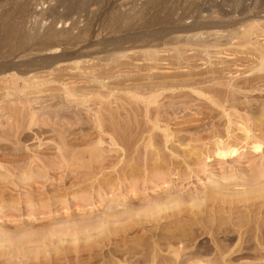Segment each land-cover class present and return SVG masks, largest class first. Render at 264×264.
I'll return each mask as SVG.
<instances>
[{
	"label": "rangeland",
	"instance_id": "374dc122",
	"mask_svg": "<svg viewBox=\"0 0 264 264\" xmlns=\"http://www.w3.org/2000/svg\"><path fill=\"white\" fill-rule=\"evenodd\" d=\"M262 45L264 0H0V116L8 122L0 120V264H264V185H257L264 184V144L254 151L234 139L227 144L240 141L239 153L219 157L208 134L244 133L247 121L264 142ZM234 75V84L254 92L232 96L215 88L217 79ZM32 78L52 88L205 78L211 84L197 88L202 96L184 89L181 98H167L169 92L159 97L158 104L173 99L181 112L177 119L165 112L168 119L159 118L155 133L142 112L139 123L128 118L131 100L95 98L91 107L100 108L105 123L99 129L92 123L94 111L56 90L40 103L56 98L54 110L63 121L49 119L44 109L37 116L41 121L29 128L27 97L10 101L6 88ZM140 81L136 86L148 84ZM223 109L235 115L228 118ZM114 122L123 124L122 132ZM6 126L10 133H3ZM148 126L155 134L151 145ZM179 129L201 137L164 140V133ZM210 155L211 161L205 159ZM253 186L256 191L246 194ZM240 195L257 198L236 203Z\"/></svg>",
	"mask_w": 264,
	"mask_h": 264
},
{
	"label": "bare ground",
	"instance_id": "6f19581e",
	"mask_svg": "<svg viewBox=\"0 0 264 264\" xmlns=\"http://www.w3.org/2000/svg\"><path fill=\"white\" fill-rule=\"evenodd\" d=\"M263 46V45H262ZM264 47V46H263ZM257 53V52H256ZM149 54V53H148ZM152 54V53H151ZM263 54V53H262ZM157 57V56H156ZM259 57V56H258ZM263 58H264V56H262V57H260L259 58V60H260V66H259V69H260V71L264 68L263 67V64L264 63H262L264 60H263ZM151 59V58H150ZM222 59V58H221ZM241 59V58H240ZM257 59V58H256ZM156 60V59H155ZM158 60V59H157ZM223 60V59H222ZM257 61V60H256ZM145 62V61H144ZM233 62V61H232ZM236 62V61H235ZM252 62V61H251ZM258 62V61H257ZM146 63V62H145ZM218 63V62H217ZM240 63V62H239ZM142 64V63H141ZM253 64V63H252ZM259 64V63H258ZM76 65V64H75ZM231 65V64H230ZM244 66V65H243ZM258 66V65H257ZM83 67V66H82ZM135 67V66H134ZM218 68V67H217ZM221 68V67H220ZM139 69H140V67H139ZM139 69L137 68V70L135 71V72H137L138 74L137 75H139V77H137V78H140V76L142 75V74H140V73H142V72H140L139 71ZM258 69V68H257ZM256 69V70H257ZM99 70V69H98ZM84 71H86V70H84ZM109 71V70H108ZM142 71V70H141ZM144 71V70H143ZM155 71V70H154ZM204 71V70H203ZM236 71V70H235ZM244 71H246V70H244ZM64 72V71H63ZM88 72V71H87ZM98 72V71H97ZM128 72V71H127ZM140 72V73H139ZM149 72V71H148ZM173 72V71H172ZM181 72V71H180ZM179 72V73H180ZM238 72V71H237ZM240 72V71H239ZM109 73V72H108ZM114 73V72H113ZM130 73H131V70H130ZM151 73H154V72H152L151 71ZM177 73V72H176ZM187 73V72H186ZM231 73H232V71H231ZM254 73V72H253ZM263 73V72H262ZM72 74V73H71ZM98 74V73H97ZM110 74V73H109ZM128 74V73H127ZM136 74V73H135ZM144 74H146V76H147V73L145 72ZM143 74V75H144ZM161 74V73H160ZM171 74V73H170ZM174 74V73H173ZM172 74V75H173ZM188 74V73H187ZM104 75V74H103ZM111 75H113V74H111ZM111 75H110V77H111ZM148 75H151V74H148ZM216 75V74H215ZM214 75V76H215ZM86 76V75H85ZM126 76V75H125ZM136 76V75H135ZM145 76V75H144ZM143 76V77H144ZM146 76H145V78H146ZM152 76V75H151ZM157 76V75H156ZM159 76V75H158ZM165 76H167V75H165ZM164 76V77H165ZM170 76V75H169ZM184 76H185V74H184ZM193 76V75H192ZM205 76V75H204ZM208 76H210V75H208ZM213 76V77H214ZM246 76H248V74L246 75ZM81 77V76H80ZM109 77V76H108ZM114 77V75L112 76V78ZM119 77V76H118ZM143 77H142V79H143ZM175 77H176V75H175ZM228 77V76H227ZM236 76L234 75V77L232 76H230L228 79L227 78H225V79H223V80H214L213 79V81H215V85H216V87H215V85H213L212 84V87H215V88H217V89H220V90H222V89H225V90H227L228 92H231L232 93V96H233V94L234 95H236V94H238V95H240V94H244V92L246 93V92H248V91H253L254 92V90L253 89H249L247 86L246 87H241V86H238L236 83L234 84L233 82L235 81V78ZM257 77V76H256ZM10 78H12V77H10ZM88 78V77H87ZM96 78H98V77H96ZM99 78H100V76H99ZM103 78V77H102ZM107 78V77H106ZM135 78V77H134ZM195 78V77H194ZM260 78V77H259ZM32 79H34V81H31V79H30V81H24V84H23V86H19V85H15L16 83H14L11 87H7L6 88V99H9L10 101H12L14 98H16V97H20L21 98V96H22V98H24V97H27L26 99H28V102H29V104H28V108H24V109H27L26 110V112H27V115L28 114H30L29 116H30V119H29V128H32L31 126L32 125H37L40 121H39V119H38V115H39V111H44V109L45 110H47V112L46 111H44L45 113V115H46V113L48 114V117H50L49 119H54V120H56L57 122L58 121H60V119H61V115L59 114L60 112H58L59 111V109H58V111H56V110H54L55 108V105H56V101H54V100H56V98L54 99V100H52L53 102H51V103H47V100L46 99H48V97L51 95L49 92L50 91H60L61 93H63V95L65 96V98L67 99V100H71L72 102H75V104H77V106H79L81 109L83 108L84 110L86 109V111L87 112H93L94 113V118H93V122L92 123H94V125L96 126V127H98L99 129L101 128H104V126H105V123L103 124V117L101 116V111L100 110H98V109H100V108H98V109H96L95 110V108H96V106L94 107V105H92V107L94 108H92L91 107V102H93V103H96L95 102V98H97V99H99L100 100V102H101V100H106V99H108L109 97L110 98H113L114 96L115 97H117V99H118V101H122V99L121 98H123V100L124 99H127L128 101H132L131 103L132 104H130L128 101H124V102H127L128 103V107L127 106H125L126 108H129V109H127L125 112L127 113L128 112V115L127 116H129L128 118L129 119H131L132 121H133V119L134 118H130L131 116L132 117H135V120H137V118H136V116H138V115H141L142 113H143V115H144V118L146 119V122H144V123H147L146 125H148V124H151L150 126H152V129H154L153 131H155V128H157V125H158V122L160 121L159 120V118L161 117V119H162V117H164V115H166V114H168V113H170L169 115L171 116H173V117H175L176 119H177V115L181 112H178V110H179V108H178V106L177 105H174V104H176V103H174V104H172V102H173V97L174 96H178V97H180V96H183L184 97V95L186 94H183V92H179V91H182V90H184V89H192V90H194L195 92L194 93H197L199 96H202L203 94H202V92H200V90H202V88H201V85L203 86L204 85V83H210V79L208 78V79H204V81H200L199 83H197V81H196V83H195V81L193 82H188L187 81V79H186V81L185 82H183V81H181V82H179V81H175V82H173V81H171V82H167V84L166 83H157V84H152L153 82H149L148 83V81H146L145 80V82L146 83H148V84H145L146 85V87H144V85L142 86L140 83H145L144 81H140V80H138V81H140L138 84H140L139 86H141L140 88H139V86L137 87L136 86V83L138 82H136L135 83V85H134V83L132 84V85H130V83H129V85L131 86H129V85H127V84H119V82H121V81H119L118 83H116V84H119V85H114L113 87L111 86V87H109V86H106L105 84H99V83H97V81L98 80H96V83L97 84H99V85H97L98 87H95V88H89L88 86H78V84H81V83H78L77 84V86H73V82L70 84V86L68 85V84H66V85H64V86H60L59 88H58V85H57V88H55L54 87V85H53V87L54 88H52V87H47L46 86V84L44 85V84H42V83H40V79H37V78H32ZM79 79V78H78ZM81 79H83V77L81 78ZM86 79V78H85ZM110 79V78H109ZM120 79V78H119ZM118 79V80H119ZM122 79V78H121ZM124 79V78H123ZM127 79V78H126ZM133 79V78H132ZM141 79V80H142ZM146 79H150L149 77L148 78H146ZM174 79V78H173ZM192 79V78H191ZM203 79V78H202ZM250 79V78H249ZM255 79V78H254ZM257 79V78H256ZM84 80V79H83ZM104 80V79H103ZM103 80L102 81H100V82H103ZM128 80V79H127ZM136 80V79H135ZM154 80V79H153ZM163 80V79H162ZM165 80V79H164ZM192 80H194V79H192ZM200 80V79H199ZM212 80V79H211ZM234 80V81H233ZM252 80V79H251ZM11 81V80H10ZM13 81V80H12ZM43 81V80H42ZM86 81V80H85ZM105 81V80H104ZM126 81V80H125ZM167 81V80H166ZM206 81V82H205ZM241 81V80H240ZM92 82V81H91ZM99 82V81H98ZM123 82H124V80H123ZM239 82V81H238ZM262 82V81H261ZM44 83V82H43ZM51 83V82H50ZM50 83H49V85H50ZM125 83V82H124ZM126 83H127V81H126ZM150 83H151V85H150ZM207 83L205 84V85H207ZM259 83V82H258ZM263 83V82H262ZM41 84V85H40ZM211 84V83H210ZM245 84V83H244ZM243 84V85H244ZM247 84V83H246ZM63 85V84H62ZM108 85H109V83H108ZM113 85V84H112ZM134 85V86H133ZM148 85V86H147ZM264 85V84H263ZM10 86V85H9ZM207 87H209V86H207ZM260 87V86H259ZM197 88H200V90H197ZM253 88V87H252ZM255 88V87H254ZM1 89V88H0ZM4 89V88H3ZM5 90V89H4ZM206 90H208V89H206ZM210 90H211V88H210ZM215 90V89H214ZM55 91V92H56ZM175 91H177V93H175ZM215 91H217V90H215ZM262 91V90H261ZM47 92H48V94H50L49 96L48 95H46L47 94ZM166 92H169V93H166ZM170 92H172V93H170ZM210 92V91H209ZM208 92V93H209ZM220 92V91H219ZM252 92V93H253ZM5 93V92H4ZM46 93V94H45ZM165 93H166V97L168 98V97H170V95L169 94H172L171 95V97L170 98H173L172 99V102L171 103H167L166 102V104H168L167 106H162V105H165V101H164V104H162L163 103V101H162V99L160 100V101H162V105H160V104H158L160 101L158 100V98L159 97H161V98H163V99H165L164 98V96H165ZM188 93V92H187ZM190 93V92H189ZM214 93V92H213ZM248 93H250V92H248ZM53 94V93H52ZM216 94V93H215ZM218 94V93H217ZM16 96V97H14L13 99H12V97L13 96ZM53 95H58V94H53ZM63 95L61 96V95H59L60 97H62V99H63ZM167 95H169V96H167ZM174 95V96H173ZM224 95V94H223ZM237 95V96H238ZM255 95V94H254ZM48 96V97H47ZM190 96V95H189ZM192 96V95H191ZM211 96V95H210ZM209 96V97H210ZM218 96V95H217ZM3 97H5L4 95H3ZM40 97H47L46 99H44L43 101H42V103H40L41 101V98ZM50 97H53L52 95L50 96ZM57 97V96H56ZM175 97V98H176ZM212 97H214V96H212ZM236 97V96H235ZM239 97V96H238ZM20 98H18L19 99V101H20ZM42 98V99H43ZM170 98H169V101H170ZM181 98V97H180ZM211 98V97H210ZM221 98V97H220ZM58 99V98H57ZM62 99H61V101H62ZM116 99V100H117ZM120 99V100H119ZM177 99V98H176ZM2 100V99H1ZM3 100H4V98H3ZM17 102H18V100L17 99H15ZM110 100V99H109ZM112 100V99H111ZM114 100L115 99H113V102H114ZM167 100V99H166ZM193 100V99H192ZM203 100V99H202ZM228 100V99H227ZM235 100V99H234ZM5 101V100H4ZM21 101H24V100H22L21 99ZM27 101V100H26ZM49 101V100H48ZM60 100L58 99V102H59ZM120 101V102H121ZM182 101V100H181ZM185 101V100H184ZM213 101V100H212ZM220 101H222V100H220ZM3 102V101H2ZM9 102V101H8ZM7 102V103H8ZM70 102V101H69ZM97 102H98V100H97ZM110 102H112V101H110ZM112 102V105L115 103H113ZM174 102H175V100H174ZM229 102V101H228ZM230 102H231V100H230ZM241 102V101H240ZM6 103V102H5ZM19 103V102H18ZM21 103V102H20ZM109 103V102H108ZM107 103V104H108ZM119 103V102H118ZM123 103V102H122ZM180 103V102H179ZM192 103V102H191ZM4 104V103H3ZM2 104V105H3ZM15 104V101H14V103H13V106H15L14 105ZM21 104H23V103H21ZM25 104H27V103H25ZM53 104H55V105H53ZM105 104V103H104ZM110 104V103H109ZM117 104V103H116ZM187 104V103H186ZM188 104H190V103H188ZM187 104V105H188ZM212 104V103H211ZM233 104V103H232ZM1 105V106H2ZM12 104L10 103V106H11ZM38 105H39V107H38ZM60 105V104H59ZM97 105V104H96ZM118 105V104H117ZM159 105V106H158ZM179 105V104H178ZM210 105V104H209ZM218 105V104H217ZM7 106V105H6ZM9 106V105H8ZM7 106V107H8ZM70 106V105H69ZM72 106V105H71ZM76 106V105H75ZM99 106V105H98ZM101 106V105H100ZM109 106V105H108ZM114 106H115V104H114ZM123 105H121V107H122ZM177 106V107H176ZM183 106V105H182ZM219 106V105H218ZM249 106V105H248ZM5 107V106H4ZM17 107V106H16ZM57 107V106H56ZM74 107V106H73ZM77 108L76 110H77V112L76 113H79L80 111H81V109L80 108ZM117 107V106H116ZM119 107V106H118ZM121 107H119V108H121ZM185 107H186V105H185ZM193 107V106H192ZM220 107V106H219ZM226 107V106H225ZM6 108V107H5ZM11 108V107H10ZM9 108V109H10ZM18 108H19V106H18ZM107 108V107H106ZM110 108V107H109ZM108 108V109H109ZM123 108H124V106H123ZM126 108H124V109H126ZM204 108V107H203ZM233 108V107H232ZM7 109V108H6ZM21 109V108H20ZM62 109H64V108H62ZM82 109V110H83ZM112 109H114V107L112 108ZM111 109V110H112ZM118 109V108H117ZM122 109V108H121ZM120 109V110H121ZM124 109L122 110V111H124ZM185 109V108H184ZM187 109V108H186ZM14 110H16V109H14ZM14 110H12V112L14 111ZM68 110H70V109H68ZM98 110V111H97ZM103 110V109H102ZM110 110V109H109ZM2 111V110H1ZM17 111V110H16ZM18 111H20V110H18ZM74 111H75V108H74ZM114 111V110H113ZM231 111V110H230ZM245 111V110H244ZM248 111V110H247ZM10 112V111H9ZM11 112V113H12ZM23 112H25V110L23 111ZM68 112V111H67ZM67 112H66V114H67ZM103 112V111H102ZM124 112V113H125ZM142 112V113H141ZM165 112H166V114H165ZM214 112V111H213ZM6 113V112H5ZM17 112H15V114H16ZM41 113V112H40ZM70 113L73 115V112H69V115H70ZM75 113V112H74ZM82 113V112H81ZM104 113V112H103ZM115 113H116V111H115ZM118 113V112H117ZM121 113V112H120ZM119 113V114H120ZM141 113V114H140ZM210 113V112H209ZM222 113H224L225 115L224 116H227L228 118H230V117H232V114L230 113V112H228V110H225V109H223L222 110ZM235 113V112H234ZM3 114V113H2ZM10 114V113H9ZM9 114H7V115H9ZM65 114V113H64ZM83 114V113H82ZM189 114V113H188ZM240 114V113H239ZM13 115V114H12ZM11 114H10V116H12ZM76 115V114H75ZM74 115V116H75ZM79 115V114H78ZM116 115V114H115ZM114 115V116H115ZM118 115V114H117ZM142 115V116H143ZM181 115V114H180ZM186 115V114H185ZM222 115V114H221ZM235 114H233V116H234ZM25 116H26V113H25ZM28 116V117H29ZM40 116V115H39ZM77 116V115H76ZM83 116V115H82ZM119 116V115H118ZM123 116H125V115H123ZM127 116H125V117H123V118H126ZM170 116H169V118H170ZM171 116V117H172ZM9 117V116H8ZM13 117V116H12ZM11 117V119L13 120V118H15V117H13L12 118ZM18 117V116H17ZM66 117V116H65ZM77 117H79V116H77ZM117 117V116H116ZM166 117H167V115H166ZM181 117V116H180ZM6 118V117H5ZM23 118V117H22ZM70 118H72L71 117V115H70ZM69 118V119H70ZM119 118H121V116L119 117ZM175 118H173V119H175ZM235 118H236V116H235ZM243 118H245V117H243ZM242 117H241V119H243ZM253 118V117H252ZM251 118V119H252ZM10 119V118H9ZM26 119V118H25ZM44 119V118H43ZM65 119V118H64ZM116 119V118H115ZM165 119V118H164ZM163 119V120H164ZM167 119H168V117H167ZM167 119H165L166 121H168ZM180 119V118H179ZM219 119V118H218ZM246 119H247V117H246ZM249 119V118H248ZM247 119V120H248ZM257 119V118H256ZM0 120L2 121V120H4L5 121V119H4V116H0ZM18 119H16L15 121H17ZM20 120V119H19ZM18 120V122H20ZM47 120V119H46ZM54 120H52V121H54ZM66 120V119H65ZM81 121L82 119L81 118H78L77 119V121ZM121 120H123V119H121ZM120 120V121H121ZM125 120V119H124ZM127 120V119H126ZM125 120V123L127 122ZM131 120H128V121H131ZM134 120V121H135ZM191 120V119H190ZM255 120V119H254ZM7 121H8V118H7ZM55 121V122H56ZM61 121H63V120H61ZM61 121L59 122V123H61ZM76 121V122H77ZM108 121V120H107ZM119 121V120H118ZM130 122L131 124H130V126L132 125V124H134L133 122ZM231 121V120H230ZM248 121H250V120H248ZM6 122V121H5ZM5 122L3 123V124H5ZM26 122V121H25ZM24 122V123H25ZM56 122V123H57ZM65 122V121H64ZM83 122V121H82ZM85 122V121H84ZM122 122V121H121ZM136 122H138L139 123V121L137 120ZM135 122V123H136ZM161 122V121H160ZM168 122H170V119H169V121ZM251 122V121H250ZM259 122V121H258ZM8 122H6V124H7ZM15 123V122H14ZM23 123V122H22ZM23 123V124H24ZM27 123V122H26ZM52 123V122H51ZM80 123V122H79ZM115 123V122H114ZM114 123H112V124H114ZM118 123V122H117ZM124 123V124H125ZM127 123H129V122H127ZM125 124V126L127 127V126H129V124ZM137 123V124H138ZM232 123V122H231ZM256 123H257V121H256ZM9 124H11L12 125V127L14 126V128H18V129H20L21 127H22V125H21V123H18L17 124V126H16V124H12V123H10L9 122ZM70 124V123H69ZM78 124V123H77ZM116 124V123H115ZM166 124V123H165ZM168 124V123H167ZM230 124V123H229ZM244 124V121H243V123H242V125ZM248 122L246 121V123L244 124V126L245 127H243V126H241L242 127V131H244V133H236V134H234V133H221L222 135H218V136H216L218 133H208V134H210V136L209 137H211V134H213L212 136H214V137H212V139H214L213 141H214V145H215V147H216V149H217V151H216V153L218 154V156L219 157H225V156H232V155H237L238 153H239V150L240 149H238V145L239 146H241L239 143H241L240 141H238V145L236 144V143H234V145H232V146H230L229 144H231V143H229L230 141H234V139H241V140H243L244 142H245V145L243 146V148H249V146H251L250 148L251 149H253L254 151H259V150H261L262 149V145L264 144V142L263 141H261V140H258L257 138L258 137H256V136H258V135H253V133H251V130H249L250 129V127H249V129H248ZM255 124V123H254ZM2 125V124H1ZM11 125H10V127H11ZM52 125H54V124H52ZM58 126H59V124H57ZM75 125V124H74ZM104 125V126H103ZM117 125V124H116ZM116 125H114L115 126V128H117L116 127ZM119 125V126H118ZM117 126L118 127H120V125H121V128H120V130H119V128H117V130H119V131H121V130H123V127H122V123H120V124H118ZM139 125L140 124H138V127H139ZM173 125V124H172ZM203 125H205V124H203ZM209 125V124H208ZM41 126V125H40ZM39 126V127H40ZM47 126V125H46ZM60 126H62V125H60ZM90 126V125H89ZM94 126V127H95ZM125 126H124V130L126 129L125 128ZM134 126H136L137 127V125L135 124ZM134 126H132V127H134ZM180 126V125H179ZM210 126V125H209ZM216 126H217V124H216ZM251 126V125H250ZM257 126V125H256ZM7 127L8 126H6V128L4 127V130L5 129H7ZM25 127V126H24ZM34 127V126H33ZM88 127V126H87ZM168 127V126H167ZM186 127V126H185ZM198 127V126H197ZM258 128H259V126H257ZM2 128V130H3V127H1ZM9 128V127H8ZM61 128H63V127H61ZM130 128V130H126V131H130L131 133L133 132V131H131V127H129ZM148 128V129H147ZM146 128V133H147V131H148V133H149V142H148V145H151V143H152V141H153V135H155V134H153L152 135V130H149V126ZM186 128H188V127H186ZM195 128V127H194ZM205 128V127H204ZM11 129V128H10ZM17 129V130H18ZM22 129V128H21ZM57 129V128H56ZM59 129V128H58ZM69 129V128H68ZM67 129V130H68ZM113 129V128H112ZM142 129V128H141ZM162 129V128H161ZM164 129V128H163ZM182 129V128H181ZM181 129H179L180 131L178 132V133H164V140L166 141V142H169V141H171L172 140V138L173 139H177V140H180V141H183L184 142V140H187V139H191V137H193V135L195 136V135H199V137H201L200 135H201V133H184V131L183 130H181ZM192 129V128H191ZM217 129V128H216ZM219 129V128H218ZM7 130H9V129H7ZM11 130H13V129H11ZM10 130V131H11ZM36 130H38V129H36ZM40 130H42V128H40ZM39 130V131H40ZM55 130V127H54V129L52 130V132ZM72 130V129H71ZM116 130V129H115ZM133 130L135 131V127L133 128ZM138 129L136 128V131H137ZM175 130V129H174ZM173 130V131H174ZM188 130V129H187ZM238 130V129H237ZM61 131V130H60ZM101 131V130H100ZM113 131H114V129H113ZM134 132V133H139V130L137 131V132ZM258 131V130H257ZM7 131L5 130V131H3V133H6ZM34 132H36V131H34ZM45 132V131H44ZM51 132V131H50ZM55 132V131H54ZM66 132H68V131H66ZM116 133H118L117 131H115ZM114 132V133H115ZM122 132V131H121ZM121 132H119V133H121ZM129 132V133H130ZM142 132V131H141ZM144 132H145V129H144ZM183 132V133H182ZM200 132V131H199ZM7 133H10L9 131L7 132ZM38 133V132H37ZM40 133H43V132H40ZM45 133H47V132H45ZM49 133V132H48ZM133 133V134H134ZM155 133H156V131H155ZM258 133V132H257ZM133 134H131V136L133 135ZM161 134V133H160ZM216 134V135H215ZM224 134V135H223ZM263 134V133H262ZM44 135V134H43ZM112 135V134H111ZM123 135V134H122ZM144 135V134H143ZM202 135H203V133H202ZM206 136H208L207 135V133L205 134ZM40 136H42L41 134H40ZM134 136V135H133ZM136 136V135H135ZM162 136V135H161ZM219 136H225L224 137V139L226 138V140H223V138L222 137H219ZM263 136V135H262ZM261 136V137H262ZM117 137V136H116ZM157 137V136H156ZM190 137V138H189ZM198 137V136H197ZM215 137H217V138H215ZM48 138V137H47ZM130 138V137H129ZM135 139V138H134ZM155 139V138H154ZM158 139H159V137H158ZM202 139H203V137H202ZM233 139V140H232ZM255 139H257V140H255ZM261 139V138H260ZM136 140V139H135ZM120 141V140H119ZM126 141V140H125ZM139 141V140H138ZM173 141H175V140H173ZM236 141V140H235ZM236 141V142H237ZM242 141V142H243ZM65 142V141H64ZM119 143V142H118ZM133 143V142H132ZM147 143V142H146ZM182 143V142H181ZM227 143H229V144H227ZM159 144V143H158ZM212 144V145H213ZM60 145H61V143H60ZM66 145V144H65ZM124 145V144H123ZM173 145V144H172ZM113 146V145H112ZM163 146V145H162ZM63 147V146H62ZM71 147V146H70ZM121 147V146H120ZM144 147V146H143ZM172 147V146H171ZM170 147V148H171ZM64 148H65V146H64ZM124 148V147H123ZM159 148V147H158ZM173 148V147H172ZM242 148V147H241ZM63 149V148H62ZM126 149V148H125ZM148 149V148H147ZM264 149V148H263ZM138 150V149H137ZM136 150V151H137ZM149 150V149H148ZM172 150V149H171ZM181 150V149H180ZM129 151V150H128ZM204 151V150H203ZM164 152V151H163ZM175 152V151H174ZM196 153V152H195ZM149 155L150 154H154V153H152V151L151 152H149L148 153ZM212 154V153H211ZM128 155V154H127ZM147 155V154H146ZM199 155V154H198ZM152 156V155H151ZM169 156V155H168ZM183 156V155H182ZM188 156V155H187ZM128 157V156H127ZM197 157V156H196ZM156 158V157H155ZM160 158V157H159ZM212 156L210 155V156H207V158H205V159H208V161H211L212 160ZM172 159V158H171ZM164 160V159H163ZM177 160V159H176ZM193 160H195V159H193ZM160 161V160H159ZM203 161V160H202ZM126 162V161H125ZM173 162H174V160H173ZM176 163V162H175ZM174 163V164H175ZM192 163H193V161H192ZM199 163V162H198ZM191 164V163H190ZM142 165V164H141ZM157 165V164H156ZM205 165V164H204ZM161 166V165H160ZM169 166V165H168ZM126 167V166H125ZM124 169V168H123ZM160 169H162V168H160ZM178 169V168H177ZM176 170V169H175ZM182 170V169H181ZM158 171V170H157ZM167 171V170H166ZM165 171V172H166ZM172 171H174V170H172ZM127 172V171H126ZM135 172V171H134ZM163 172V171H162ZM133 173V172H132ZM197 173V172H196ZM123 174V173H122ZM122 174H121V176H122ZM161 174V173H160ZM260 174V173H259ZM264 176V175H263ZM158 177H159V175H158ZM156 178V177H155ZM263 178V177H262ZM152 179V178H151ZM159 179V178H158ZM259 179V178H258ZM249 180V179H248ZM154 181V180H153ZM256 182V181H255ZM260 181H258V183H257V185H260V186H263L264 184H263V182L261 183H259ZM168 183V184H167ZM254 183V182H253ZM164 184H166V185H169V181L168 182H165ZM223 185V184H222ZM224 186V185H223ZM227 186H229V185H227ZM244 186V185H243ZM250 186V185H249ZM252 186V185H251ZM226 187V186H225ZM254 187V186H253ZM229 188V187H228ZM245 188H247L246 186H245ZM248 188H251V187H248ZM261 188V187H260ZM256 188L254 187V188H251V189H246L245 190V192H246V194L248 193V192H251V194L253 193V190H254V192L256 191L255 190ZM263 189V188H262ZM252 190V191H251ZM225 191V190H224ZM223 191V192H224ZM227 191V190H226ZM229 191V190H228ZM233 191V190H232ZM263 191V190H262ZM257 192H259L258 190H257ZM261 193V192H260ZM241 194V193H240ZM249 194V193H248ZM257 194V193H256ZM217 195V194H216ZM220 195V194H219ZM222 195H223V193H222ZM234 195V194H233ZM237 195V194H236ZM262 195H264V194H262L261 193V197H262ZM239 196V195H238ZM241 196V195H240ZM259 197H260V194L258 195ZM206 197V196H205ZM207 197H208V195H207ZM214 197V196H213ZM212 197V198H213ZM224 197V196H223ZM234 197V196H233ZM256 196H254V197H246V195H242L241 197H238L239 199H237L236 200V203H238L237 201H239V202H245V201H247V200H250L251 198H255ZM258 197V198H259ZM260 197V198H261ZM208 198H211V195H210V197H208ZM207 198V199H208ZM236 198V197H235ZM248 198H250V199H248ZM257 198V197H256ZM226 199V198H225ZM229 199V198H228ZM208 200H210V199H208ZM253 200V199H252ZM256 200V199H255ZM215 201V200H214ZM222 202V201H221ZM227 202V201H226ZM233 203H235L234 201H233ZM244 206V205H243ZM253 206V205H252ZM252 206H251V208H252ZM256 206V205H255ZM230 207V206H229ZM232 207V206H231ZM236 207V206H235ZM254 207V206H253ZM259 207V206H258ZM248 208V207H247ZM235 209V208H234ZM240 209V208H239ZM253 210V209H252ZM239 211V210H238ZM257 211V210H256ZM232 212H234V211H232ZM235 213V212H234ZM251 215V214H250ZM255 215V214H254ZM251 216H253V215H251Z\"/></svg>",
	"mask_w": 264,
	"mask_h": 264
}]
</instances>
